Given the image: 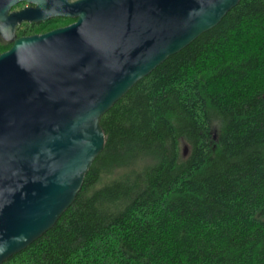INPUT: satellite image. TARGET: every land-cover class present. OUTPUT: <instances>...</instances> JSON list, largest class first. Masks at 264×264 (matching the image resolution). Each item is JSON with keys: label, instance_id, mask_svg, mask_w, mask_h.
Masks as SVG:
<instances>
[{"label": "trees", "instance_id": "trees-1", "mask_svg": "<svg viewBox=\"0 0 264 264\" xmlns=\"http://www.w3.org/2000/svg\"><path fill=\"white\" fill-rule=\"evenodd\" d=\"M101 124L74 203L3 264H264V0H240Z\"/></svg>", "mask_w": 264, "mask_h": 264}, {"label": "water", "instance_id": "water-1", "mask_svg": "<svg viewBox=\"0 0 264 264\" xmlns=\"http://www.w3.org/2000/svg\"><path fill=\"white\" fill-rule=\"evenodd\" d=\"M22 1L36 7L10 13ZM239 2L0 0V35L13 41L0 54V264L74 203L105 148L103 115ZM53 16L76 21L16 37L23 20Z\"/></svg>", "mask_w": 264, "mask_h": 264}, {"label": "flooded vegetation", "instance_id": "flooded-vegetation-1", "mask_svg": "<svg viewBox=\"0 0 264 264\" xmlns=\"http://www.w3.org/2000/svg\"><path fill=\"white\" fill-rule=\"evenodd\" d=\"M70 1H75V0H70ZM30 7H36V4L27 1H22L14 5L11 8L10 13L19 12ZM75 21L76 18L65 17V16H53L38 21L25 19L22 22L18 23L16 27V37L44 34L52 30H55L57 28L68 26ZM0 43H2L3 46H7L6 49L3 51L5 52L8 49H10V47L13 44V41L6 40L3 36L0 35Z\"/></svg>", "mask_w": 264, "mask_h": 264}]
</instances>
